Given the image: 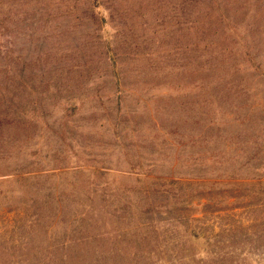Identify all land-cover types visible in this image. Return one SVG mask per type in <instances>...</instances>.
<instances>
[{"label":"rangeland","instance_id":"374dc122","mask_svg":"<svg viewBox=\"0 0 264 264\" xmlns=\"http://www.w3.org/2000/svg\"><path fill=\"white\" fill-rule=\"evenodd\" d=\"M224 1L0 0V264L226 253L261 196L264 3Z\"/></svg>","mask_w":264,"mask_h":264},{"label":"trees","instance_id":"16d2710c","mask_svg":"<svg viewBox=\"0 0 264 264\" xmlns=\"http://www.w3.org/2000/svg\"><path fill=\"white\" fill-rule=\"evenodd\" d=\"M235 1H238V0H226V2L224 1L226 14L223 13L222 11L221 12L228 17H229V15H231V16L239 15L241 10L236 9L238 4L235 3ZM260 3L262 5L264 3V0L261 1ZM97 8H98V5H96V9ZM232 13H234V14H232ZM243 13L246 14L247 11L244 9ZM223 14H221V16H223ZM228 17H224V18H226V23H229V22H227ZM229 18H232V17H229ZM257 22L259 23V20H257L256 23ZM237 24L238 23H236V25ZM228 26L230 29L233 25H232V23H230V24H228ZM233 28H236V27H233ZM232 31H234V30H232ZM253 34H254V32H253ZM243 49H245L243 51L244 52L243 54H245L246 61L249 64H251L255 68V70L262 68V66L264 64V57H259L258 55H256L259 51H257L256 53H251V51L253 50L252 46L251 47L244 46ZM234 53L230 52L231 55H233ZM239 53H242V51H240ZM263 74H264V71H263ZM248 166L246 165L245 168H249ZM239 170H241V168ZM235 182L237 183L238 181H235ZM241 182H244L243 184H253L259 188L257 190L256 194L260 193L261 196L257 199V201L255 203L249 204L252 208H255V209H253L252 212L257 211V212H255V213H257V215H255V217H253V218L250 217V221H246L247 222L246 225L241 227L242 230H241V228L236 229V230L232 229L231 226L228 229H226L231 234V239L226 240V253H222L220 255L212 254V256H210L207 259H205L203 257L193 259V260L190 259L187 262H185L184 258H183V259L179 260V264H216V263H220V264H245L246 257L243 254V252L246 249H250L252 247H255L256 249L257 248L264 249V176L255 178L252 181H242L241 180ZM196 183H198L197 180L193 181V180L187 179V178H177V179L167 178V179H165V181L157 183L156 188L159 191H161V190L166 191V189L169 186L178 185V188H181L184 184L186 185L185 187H188L189 185L196 184ZM82 229L83 228L80 229V227L77 228L78 231H81ZM86 229L87 228H85L84 231ZM124 235L128 239H132V235H129V231L124 232ZM240 237H243L244 240L238 239V241H236V238H240ZM235 242H237L238 245L237 244L235 245ZM236 250H239V251L236 252ZM138 260H139V258L137 256L132 257L131 264L137 262ZM114 262H117V261H114ZM42 264H45V262H43Z\"/></svg>","mask_w":264,"mask_h":264}]
</instances>
